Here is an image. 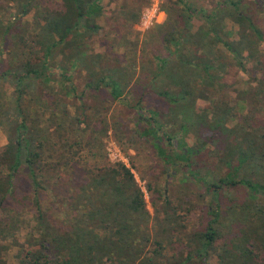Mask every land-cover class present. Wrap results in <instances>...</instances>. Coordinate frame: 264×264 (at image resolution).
Returning a JSON list of instances; mask_svg holds the SVG:
<instances>
[{"label":"rangeland","instance_id":"rangeland-1","mask_svg":"<svg viewBox=\"0 0 264 264\" xmlns=\"http://www.w3.org/2000/svg\"><path fill=\"white\" fill-rule=\"evenodd\" d=\"M18 1L0 0V20L6 21L17 15ZM190 1L209 13L221 0ZM38 2L54 9L62 7V0ZM177 2L163 0L164 19L141 33L136 27L138 22L134 24L126 20L124 11L130 8L142 12L149 0L104 1L106 13L98 19L102 29L91 39V45L94 51L109 56L107 61L111 66L136 58V64L129 70L131 90L126 94V100L114 99L105 86H89L87 74L80 70L73 75L75 90L65 96L64 86L68 82L61 83V70L58 68L51 69L55 78L52 80L54 92H48L38 80L36 88L25 95V113L38 121L45 132L41 134L43 160L37 169L43 186L35 191L29 169L23 164L14 177L15 195L5 202L9 211L3 212L2 216L16 215L22 222L17 233L22 243L27 244L31 235L38 237L42 233L37 228L40 211L44 212L45 220L52 226L67 230L77 213V207H90V203L80 197L82 187L98 170L121 164L113 163L107 154L108 143L115 141L144 192L146 206L151 213L153 234L155 237L169 238L164 242L166 258L176 261L179 257H186L187 252H196L198 233L211 223L216 211L218 218L213 226L218 231V238L215 250H205L207 264H221L218 253L222 252V246L243 241L251 248L255 247L258 260L264 263V193L258 192L252 196L253 187L244 182L225 186L216 192L208 187V182L229 176V172L236 169L235 165L239 169L232 176L237 180L250 179L264 183V148L257 149L251 163L248 161L240 167V157L235 153L230 162L233 166L224 161L230 149L234 148L232 143L237 142V135L238 140L252 139L257 144L264 142V43L260 45L261 52L246 62V70L234 64L223 78L226 83L224 97L229 105L234 106V117L228 125L234 132H222L219 137H211L210 130L203 133L202 129L201 132L197 131L199 135H191L178 125H165L163 122L169 116L164 115L167 109L163 108H168L169 103L143 87L152 79L149 73L151 69H156L157 56L168 55L162 39L173 26L176 11L179 12L180 4ZM247 4V10L264 32V3L261 0H247ZM32 18L33 11L22 17L23 22L18 23L16 31L10 33L1 44H5L8 52L5 61L0 63V152L10 139L13 129L10 119L16 116L13 79L11 76L3 78L1 72L27 57L20 40L23 34L27 39L31 37L29 25ZM195 20L197 26L203 22L199 17ZM227 24L229 28L238 29L230 18ZM235 34L237 36V32ZM198 104L204 109L210 100L201 98ZM136 105L142 107L136 108ZM153 111L158 114L154 116ZM149 117L164 124L156 127L158 135L173 132L175 128L178 131L174 142L178 143V139L183 138L187 146L200 148L190 159L193 161L191 168L199 171L197 177L189 169L183 168L182 160L178 159L171 165L163 161L154 144V136L143 134L149 126ZM180 121L187 123L185 117H181ZM205 140L208 144L202 146ZM228 141L230 147H227ZM243 146L247 147V144L243 143ZM168 213L172 218L164 222ZM7 243L10 248L4 254L6 264H19L20 254L25 252L14 245L16 243L11 237ZM155 247L151 245V249ZM200 259L192 264H200Z\"/></svg>","mask_w":264,"mask_h":264},{"label":"trees","instance_id":"trees-1","mask_svg":"<svg viewBox=\"0 0 264 264\" xmlns=\"http://www.w3.org/2000/svg\"><path fill=\"white\" fill-rule=\"evenodd\" d=\"M104 1L62 0V7L54 9L40 5L38 0H19L17 15L6 21L0 20V33H3L0 34L2 63L8 52L5 44L1 45L2 42L16 31L18 23L23 22L22 17L33 11L29 25L31 37L27 39L23 34L20 40L27 57L1 72L3 78L11 76L13 79L16 116L10 119L13 126L10 139L0 152V264H6L4 254L10 248L7 243L10 237L16 243L14 245L25 252L20 254L19 264H192L199 257L200 264H207L205 250L216 249L218 231L213 223L218 215L214 211V219L204 231L198 233L196 252H187L186 257H179L176 261L166 258L164 242L169 238L155 237L153 234L151 213L147 209L144 192L131 169L123 163L100 169L87 179L80 197L85 198L90 207H77V213L67 230L52 226L45 220L44 212L40 211L37 228L42 233L38 237L31 235L25 244L17 237L22 224L19 218L16 215L2 217L3 212L9 211L5 202L15 195L14 177L23 164L29 169L35 191L43 186L37 169L43 160L41 134L45 131L39 127L38 121L25 113L23 106L25 95L36 88L38 80L48 92H54L52 80L55 78L51 69H60L61 83L68 82L62 85L66 87L67 96L75 90L72 79L74 72L80 70L87 74L89 86L107 87L116 100H126V94L131 90L128 76L129 70L136 64V58L111 66L107 61L109 56L94 51L91 45V39L102 29L98 19L106 13ZM261 1L264 3V0ZM177 3L180 4L179 12L176 11L173 26L162 39L168 55L157 56L156 69H151L149 73L152 79L144 84L143 89L169 103L168 108H163L167 109L164 115L169 116L163 122L165 125H178L191 135H199L202 129L203 133L210 130L211 137H219L222 132H234L228 126L234 117V106L229 105L224 97L226 83L223 78L234 64L246 70V62L261 52L264 32L247 10V0L218 1L209 13L190 0H178ZM132 10L124 11V18L135 24L139 21L141 10ZM197 17L203 19L198 26ZM229 18L238 25L237 30L229 28ZM201 98L210 100L207 108L199 106ZM65 112L69 113L68 110ZM153 113L154 116L158 114ZM181 117L186 118V124L180 121ZM153 119L149 117V126L143 134L154 136V144L163 161L171 165L178 159L182 160L183 168L189 169L197 177L199 171L191 168L193 161L190 159L200 148L187 146L183 138L178 139L176 147L174 139H177L178 130L174 128L173 132L158 135L157 128L164 124ZM235 138L237 142L232 143L234 148L230 149L224 160L230 166H233L230 162L234 153L240 157V167L248 161L251 163L257 149L264 148V142L257 144L252 139L238 140L239 135ZM206 144L207 140L202 146ZM227 147H230V141ZM234 167L236 169H232L229 176L208 182V187L216 192L225 186L244 182L253 187L252 196L258 192L264 193V183L261 181L237 180L232 176L238 168L236 165ZM166 218L164 222L172 215L168 213ZM153 244L156 247L151 249ZM256 246L261 248L258 244ZM221 250L218 253L221 264H264L258 260L255 247L251 248L245 241L223 245Z\"/></svg>","mask_w":264,"mask_h":264},{"label":"built area","instance_id":"built-area-1","mask_svg":"<svg viewBox=\"0 0 264 264\" xmlns=\"http://www.w3.org/2000/svg\"><path fill=\"white\" fill-rule=\"evenodd\" d=\"M164 16L165 11L163 9V0H149L148 5H146L141 12L136 27L141 33H145L154 24L160 23L164 19ZM107 154L113 163H123L129 167L127 165L126 157L115 141H110L108 143Z\"/></svg>","mask_w":264,"mask_h":264},{"label":"flooded vegetation","instance_id":"flooded-vegetation-1","mask_svg":"<svg viewBox=\"0 0 264 264\" xmlns=\"http://www.w3.org/2000/svg\"><path fill=\"white\" fill-rule=\"evenodd\" d=\"M176 145V147H178V143L177 144H175Z\"/></svg>","mask_w":264,"mask_h":264},{"label":"water","instance_id":"water-1","mask_svg":"<svg viewBox=\"0 0 264 264\" xmlns=\"http://www.w3.org/2000/svg\"><path fill=\"white\" fill-rule=\"evenodd\" d=\"M175 144H177V141H175Z\"/></svg>","mask_w":264,"mask_h":264}]
</instances>
